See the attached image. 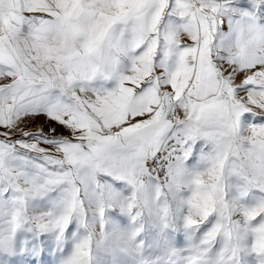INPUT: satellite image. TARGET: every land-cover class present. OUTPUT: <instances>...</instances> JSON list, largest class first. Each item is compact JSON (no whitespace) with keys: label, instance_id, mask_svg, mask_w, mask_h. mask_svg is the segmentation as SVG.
Masks as SVG:
<instances>
[{"label":"snow or ice","instance_id":"obj_1","mask_svg":"<svg viewBox=\"0 0 264 264\" xmlns=\"http://www.w3.org/2000/svg\"><path fill=\"white\" fill-rule=\"evenodd\" d=\"M0 264H264V0H0Z\"/></svg>","mask_w":264,"mask_h":264}]
</instances>
